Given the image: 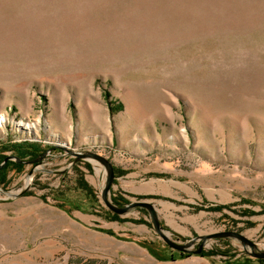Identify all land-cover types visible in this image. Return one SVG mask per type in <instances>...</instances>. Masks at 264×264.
<instances>
[{
  "label": "rangeland",
  "instance_id": "1",
  "mask_svg": "<svg viewBox=\"0 0 264 264\" xmlns=\"http://www.w3.org/2000/svg\"><path fill=\"white\" fill-rule=\"evenodd\" d=\"M86 151L264 250V0H0V264H264Z\"/></svg>",
  "mask_w": 264,
  "mask_h": 264
},
{
  "label": "water",
  "instance_id": "2",
  "mask_svg": "<svg viewBox=\"0 0 264 264\" xmlns=\"http://www.w3.org/2000/svg\"><path fill=\"white\" fill-rule=\"evenodd\" d=\"M63 150H66L65 147L62 148ZM67 151V150H66ZM70 152V151H69ZM72 154H74L77 158H90V159H94L96 161H98L99 163H101L107 172V176H106V180L104 183V186L101 190V199L104 203V205L110 209L111 211H113L114 213H117L119 215L122 214H126L129 210L133 209V208H144L148 211L150 218L152 220V225L153 228L155 230V232L163 239V241L172 249L177 250L181 253L187 252V253H193V254H200L203 246H204V242L207 239H213V238H235L237 240H239L241 242V244L243 245V247L245 248V250L250 253L251 256H254L256 258L259 259H264V250H259L256 246V244L254 242H252L250 239H248L247 237H245L243 234H241L238 231L235 230H222V231H216L213 233H209L206 235H199L196 236L195 238H192L186 242H177L175 240H172L163 230L162 225L159 221V218L157 216L156 210L154 205L146 200H138V201H132L129 202L123 206H118L114 203H112L109 198V191L111 188V185L113 183L114 180V168L112 163L104 156L97 154L95 152H90V151H86L83 153H75V152H71ZM45 153L40 154L38 157L30 160V161H26V163H38L42 157L44 156ZM13 156H6L2 163L0 164V168L10 159H12ZM17 161H20L18 158H15ZM25 162V161H23ZM200 241L197 245L196 249H192V247L195 244V241ZM249 247L250 250H247L246 247Z\"/></svg>",
  "mask_w": 264,
  "mask_h": 264
},
{
  "label": "bare ground",
  "instance_id": "3",
  "mask_svg": "<svg viewBox=\"0 0 264 264\" xmlns=\"http://www.w3.org/2000/svg\"><path fill=\"white\" fill-rule=\"evenodd\" d=\"M1 120L3 121V122H5V119L4 118H1ZM16 125H17V127H19V128H24L25 130H27V131H30V132H33L35 129H36V127H37V125L36 124H27V123H23V122H21V121H18L17 123H16Z\"/></svg>",
  "mask_w": 264,
  "mask_h": 264
},
{
  "label": "trees",
  "instance_id": "4",
  "mask_svg": "<svg viewBox=\"0 0 264 264\" xmlns=\"http://www.w3.org/2000/svg\"><path fill=\"white\" fill-rule=\"evenodd\" d=\"M2 150L4 151V150H5V147H3ZM30 152H31V156L34 157V158L38 157V156L41 154V153H40V150H38V149H35L34 151L32 150V151H30ZM0 155H1V154H0ZM0 157L5 158V156H2V155H1ZM116 205H117V204H116ZM112 218L115 219V218H117V217H116V215H115V217H112ZM200 255H201V256H206L207 254H205V253H203V251H201Z\"/></svg>",
  "mask_w": 264,
  "mask_h": 264
}]
</instances>
